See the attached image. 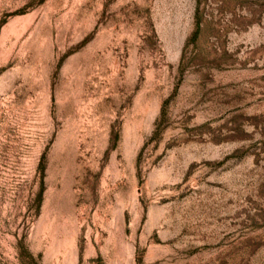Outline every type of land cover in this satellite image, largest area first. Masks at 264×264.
Masks as SVG:
<instances>
[{
  "label": "rangeland",
  "instance_id": "rangeland-1",
  "mask_svg": "<svg viewBox=\"0 0 264 264\" xmlns=\"http://www.w3.org/2000/svg\"><path fill=\"white\" fill-rule=\"evenodd\" d=\"M0 264H264V0H0Z\"/></svg>",
  "mask_w": 264,
  "mask_h": 264
}]
</instances>
